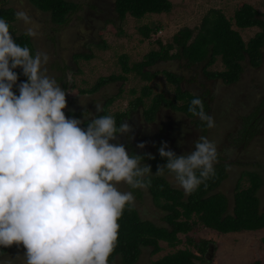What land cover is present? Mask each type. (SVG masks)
Segmentation results:
<instances>
[{
    "label": "clouds",
    "instance_id": "1",
    "mask_svg": "<svg viewBox=\"0 0 264 264\" xmlns=\"http://www.w3.org/2000/svg\"><path fill=\"white\" fill-rule=\"evenodd\" d=\"M17 20L31 24L25 35L36 37L39 25L26 11ZM9 23L0 18V248L22 246L24 264H109L119 239V220L135 203L132 191L151 186V168L143 156L130 155L123 144L110 143L132 131L117 126L111 114L83 121L68 118L66 92L46 74V53L32 54L15 42ZM22 69L26 81L13 92ZM98 113L103 111L96 104ZM188 112L215 127L203 101L194 97ZM144 143L137 148L143 149ZM162 142L155 176L174 174L186 195L215 176L216 144L205 136L194 150L176 155ZM148 159H154L147 154ZM199 172V175H197ZM5 264H12L9 259Z\"/></svg>",
    "mask_w": 264,
    "mask_h": 264
},
{
    "label": "rangeland",
    "instance_id": "2",
    "mask_svg": "<svg viewBox=\"0 0 264 264\" xmlns=\"http://www.w3.org/2000/svg\"><path fill=\"white\" fill-rule=\"evenodd\" d=\"M68 1L76 3L77 7L68 12L66 21L62 24L53 23L49 18V13L33 6L30 0L4 1L5 7H12L16 12L26 11L34 24L39 25L38 35L30 39L35 53L43 52L49 57L48 63L44 65L47 69L46 74L55 78L61 89L66 92L67 106L64 112L68 118H78L81 110L96 108V104L104 105L106 113L116 118L118 113L131 108L133 99L136 102V97L141 96L143 103L136 107L140 113L141 109L148 108L153 94L156 93L162 95L165 102H174L173 105L176 106L186 102L174 98V85L167 81L162 71L170 70L178 76L183 75L185 80L180 82L181 89L195 91V87L200 84L199 75L207 76V72L220 71L225 68L219 56H216L215 61L207 66L205 63L208 59L198 65L190 66H186L182 59L156 61L147 68L161 72H158L150 81L141 79L135 71L124 72L123 64L130 66L141 61L150 50L159 49L160 45L156 39L160 40L163 45L172 42L173 35L183 27L191 29L190 40H192L199 31L202 20L206 16L209 18L214 16L212 12L215 10L221 11L225 17L231 19L232 28L239 32L245 42L260 30L257 26L240 28L233 24L232 17L240 0H170L172 8L169 12L146 13L141 18H135L127 13L122 20L118 18L113 8L110 13L105 12L104 16L101 14L103 8L109 7L107 1ZM246 1L259 12H264V0ZM98 3H102L101 7H98ZM94 14L97 17H94ZM144 25L159 28L144 38L140 32V28ZM13 26L15 34H21L33 25L15 19ZM174 51L175 49H172L170 52ZM77 54L79 57L76 56ZM85 55H90V58H86ZM241 64L242 73L234 84L226 87L220 79H210L211 81L205 84L207 95H211L217 103L226 102L230 106L228 113H224L223 117L214 118L215 127L204 135L216 144L219 156L228 163V175L215 190L223 192L228 197L230 208L236 179L247 170L256 171L262 177L258 196L261 202L264 201V46L258 66L251 65L248 58L243 59ZM112 74H123L126 78L113 80L93 92H81L82 89L93 86L99 77ZM203 80L207 81V77ZM143 85H148L152 93L143 94L140 90ZM76 99L79 100V106L74 108L71 104ZM110 99L112 100L109 102ZM170 109L175 115L181 113L178 108L170 107ZM254 113L257 114L256 117L252 116ZM249 115L251 117L248 122L259 125V130L248 140L247 144L237 147L230 142V135H236L235 130L238 124L245 122ZM92 116H97V111L87 117ZM125 118H129V113ZM85 122L82 125L83 128L87 127ZM228 145L231 147L229 148ZM170 177L175 180L174 174H170ZM248 183L246 179L241 181L242 187L247 186ZM173 184L177 185L176 181ZM117 187L121 191H129L126 184L122 183ZM133 195L135 196L134 205L140 216L160 222L162 209L155 206L151 194L144 191L140 196H136L135 193ZM187 235H191L195 241L198 239L211 240L206 253L197 261L199 264H250L256 259L264 264V247L261 241L264 237V228L220 233L203 225L194 226L193 230L187 234L179 233L180 243L175 247L159 241L162 249L154 254L150 252L151 247H142L134 264H154V261L177 248L189 247L193 253L200 255L193 245L187 244ZM24 251L22 246L13 245L5 255L0 257V264H5L9 259L12 260V264H24ZM109 264L121 263L117 256Z\"/></svg>",
    "mask_w": 264,
    "mask_h": 264
},
{
    "label": "trees",
    "instance_id": "3",
    "mask_svg": "<svg viewBox=\"0 0 264 264\" xmlns=\"http://www.w3.org/2000/svg\"><path fill=\"white\" fill-rule=\"evenodd\" d=\"M4 1L0 0V18L5 19L9 23V30L15 42L21 46H28L32 54L35 55V48L30 37L24 33L15 34L13 22L16 19V11L12 7H5ZM30 2L39 10L48 12L50 20L56 24L64 23L68 12L75 10L77 7L76 3L68 0H30ZM114 6L115 13L122 20L127 13L135 18H141L146 13L169 12L172 8V3L170 0H115ZM212 14L214 16L210 18L206 16L202 20L200 29L192 40H190L192 32L188 27L179 29L173 35L170 43L163 45L160 40L156 39L160 45L159 49L150 50L141 61L130 66H126L124 63V72L135 71L141 79L150 81L158 72H161L151 71L147 68L157 60L182 59L184 64L189 66L208 59L207 66L215 61L216 56H219L225 68L220 71L207 72L208 76L212 80L221 79L223 82H235L242 73L241 61L243 59L248 58L249 63L253 66H258L260 63L262 47L264 46V12H259L246 0L238 2L232 17L234 19L233 24L240 28L250 26L260 28L247 42L243 41L239 32L232 28L230 18L225 17L221 11L217 10L213 11ZM158 28V26L149 27L144 25L140 28V32L144 38H147L151 32L157 31ZM172 49H175V51L170 52ZM76 56L79 57V55ZM85 57L90 58V55H85ZM13 71L18 74V80L12 90L18 95V85L26 81L27 78L22 74L21 69L16 68ZM162 73L165 74L167 81L174 85V98L176 100L185 96L188 97V103L184 105L183 109L189 108L190 102L194 97L187 91L182 92L179 85L181 78L167 70H163ZM125 78L126 76L123 74L99 77L93 86L88 89H82L81 92H93L106 83L116 79L124 80ZM140 90L146 95L152 93L149 91L148 85H143ZM131 91L133 92V90ZM155 96L157 97L156 103L161 98L163 99L162 95L156 94ZM136 98V102L134 99L131 101L133 108L143 103L141 96ZM156 103L146 109L145 113L147 115L153 113L156 109ZM165 103L169 104V106L171 105L172 108L179 107L173 105L174 102ZM258 108L256 109L257 111L255 110L256 113ZM186 111L189 113L188 110ZM256 113H254L255 115L252 114V116L256 117ZM124 114L125 112L117 114L115 118L117 126L121 124ZM250 117L251 115L246 117L245 122L238 124L235 136L230 135V142L237 147H243L247 144L248 140L259 130V125L257 126L254 122H248ZM87 122H85L86 126ZM204 125L203 135L208 129L205 122ZM227 166L228 163L223 161V158L218 153V161L214 165L215 176L206 182L207 187L201 184L196 191L188 195L181 188L171 186L164 176H155L153 173L149 188L131 189L128 187L129 191L135 193L136 196H140L144 191L148 190L155 206L162 209V215L159 218V222L142 218L135 205L131 206V208L126 207L119 220L120 229L117 247L109 257V263L118 256V261L121 264H134L141 253L142 247H151L150 252L153 254L160 251L162 247L159 241H164L168 246L175 247L180 243L178 234H187L196 225H203L220 233L264 228V201L261 202L258 196L262 177L256 171H243L240 177L236 179L233 202L230 208L228 197L223 192L215 190L227 177ZM152 168L157 171V167ZM197 175H199V172H197ZM243 179L249 182L245 187H242L241 184ZM261 241L264 247V237ZM186 242L188 245H193L200 255L193 253L189 247L177 248L175 251L169 252L154 261V264H199L197 261L206 253L210 241L206 239L195 241L191 235H187ZM10 249L11 247L0 248V257L5 255ZM250 264H263V262L256 259Z\"/></svg>",
    "mask_w": 264,
    "mask_h": 264
},
{
    "label": "flooded vegetation",
    "instance_id": "4",
    "mask_svg": "<svg viewBox=\"0 0 264 264\" xmlns=\"http://www.w3.org/2000/svg\"><path fill=\"white\" fill-rule=\"evenodd\" d=\"M103 1H107V3L109 4V7L107 9L103 8V11L101 12L103 16L105 12L110 13V10H112V8L115 11V0ZM101 4L102 3H98V7H101ZM93 16L97 17L96 14H94ZM202 62L203 61L194 65H198ZM191 74H193V71H191ZM178 77L181 78L180 82L185 80L183 75ZM204 77H207V81L203 80ZM210 79L212 78H210L208 74L207 76H205V74H203V76L199 75L200 84L195 87V91L184 90L181 89V87L180 89L182 90V92L187 91L188 93H191L193 97H199L204 102L205 112L209 115H212L214 118L223 117L224 113H228L230 106L226 102L222 104L217 103L216 99H213L211 95H207L208 93L205 89V84L206 82L211 81ZM231 84H234V82H223V85L226 87ZM179 85L181 86V83ZM156 94H153L148 108L156 103ZM220 94L222 95V93ZM187 98L188 97L185 96L184 98L177 99L186 101L178 104V109L181 111L179 115H175L174 111H171L170 109L171 105L169 106V104H166L162 98L159 102L156 103V109L151 115H147L145 113L146 109L148 108L141 109V112L139 113L136 107L133 108L131 106L128 111H125L121 123H128L131 126L132 131L124 135L117 134V139L114 141H110V143L123 144L130 155L143 156L144 158L141 161L142 165H149L151 168V173L155 174L156 171H154L152 167H157V165H165L167 163L166 158H161L158 152V149L160 148L162 142H166L168 145L165 151L171 150L179 156L182 154H188L193 151L194 142L197 141L201 135L204 136V122H201L199 118L193 117L190 113H187L186 110H188V108H186V110L183 109L184 105L188 103ZM71 105L74 108L78 107L79 100L76 99V101H74ZM102 108L103 111L100 113L97 112V115H107L104 105L102 106ZM94 111H96V108L94 107H90L85 111H80L77 119H81L83 121L81 127L84 124V121H88L89 119H91V117L87 116L93 114ZM128 113L129 118H125ZM208 130L210 129H207V132ZM138 143H144L145 147L143 149L137 148ZM147 154H151L154 159H148ZM164 177L171 186L180 188L178 185L173 184L175 180L171 179L170 174L167 173V171ZM209 241L211 242L210 239Z\"/></svg>",
    "mask_w": 264,
    "mask_h": 264
},
{
    "label": "crops",
    "instance_id": "5",
    "mask_svg": "<svg viewBox=\"0 0 264 264\" xmlns=\"http://www.w3.org/2000/svg\"><path fill=\"white\" fill-rule=\"evenodd\" d=\"M85 110V109H84Z\"/></svg>",
    "mask_w": 264,
    "mask_h": 264
}]
</instances>
